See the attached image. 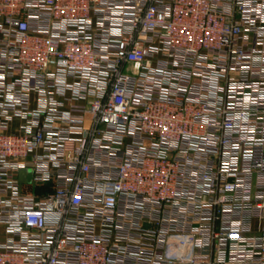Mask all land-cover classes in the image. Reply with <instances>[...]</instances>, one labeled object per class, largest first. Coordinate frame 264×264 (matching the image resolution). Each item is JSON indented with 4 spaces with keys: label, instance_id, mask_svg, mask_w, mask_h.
<instances>
[{
    "label": "built area",
    "instance_id": "obj_1",
    "mask_svg": "<svg viewBox=\"0 0 264 264\" xmlns=\"http://www.w3.org/2000/svg\"><path fill=\"white\" fill-rule=\"evenodd\" d=\"M0 264H264V0H0Z\"/></svg>",
    "mask_w": 264,
    "mask_h": 264
},
{
    "label": "water",
    "instance_id": "obj_2",
    "mask_svg": "<svg viewBox=\"0 0 264 264\" xmlns=\"http://www.w3.org/2000/svg\"><path fill=\"white\" fill-rule=\"evenodd\" d=\"M24 172H25V171H22V172H21V176H22V177H23V175H24ZM22 177H21V178H22ZM22 180H23V179H22Z\"/></svg>",
    "mask_w": 264,
    "mask_h": 264
},
{
    "label": "crops",
    "instance_id": "obj_3",
    "mask_svg": "<svg viewBox=\"0 0 264 264\" xmlns=\"http://www.w3.org/2000/svg\"><path fill=\"white\" fill-rule=\"evenodd\" d=\"M16 125H17V124H15V125L13 126V128H15V127H16Z\"/></svg>",
    "mask_w": 264,
    "mask_h": 264
}]
</instances>
